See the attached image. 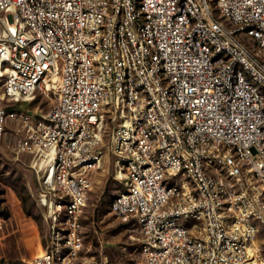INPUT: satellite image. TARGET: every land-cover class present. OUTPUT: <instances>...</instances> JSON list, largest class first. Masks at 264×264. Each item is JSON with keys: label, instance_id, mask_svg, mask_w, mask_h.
<instances>
[{"label": "built area", "instance_id": "1", "mask_svg": "<svg viewBox=\"0 0 264 264\" xmlns=\"http://www.w3.org/2000/svg\"><path fill=\"white\" fill-rule=\"evenodd\" d=\"M53 89L46 112L14 108ZM109 112L111 210L137 224L141 264H258L264 0H0V148L21 124L49 223L13 264L80 258Z\"/></svg>", "mask_w": 264, "mask_h": 264}, {"label": "rangeland", "instance_id": "2", "mask_svg": "<svg viewBox=\"0 0 264 264\" xmlns=\"http://www.w3.org/2000/svg\"><path fill=\"white\" fill-rule=\"evenodd\" d=\"M57 90L36 92L32 102H20L17 110L35 115L48 111L57 101ZM106 116L103 131L104 160L94 176L82 217L84 248L75 264H101L108 259L111 264H141L139 243L141 233L137 224L113 213L111 201L123 190L115 177L116 157L108 147L117 130V122ZM25 134L23 126L9 121L5 141L0 148V264H13L29 260L42 252V244L49 223L45 218L47 208L40 199L44 188L33 168V155L18 152L17 143ZM258 264H264V228L256 240Z\"/></svg>", "mask_w": 264, "mask_h": 264}]
</instances>
